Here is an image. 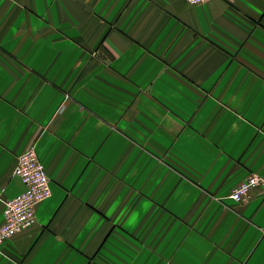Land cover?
I'll list each match as a JSON object with an SVG mask.
<instances>
[{"label": "crops", "instance_id": "obj_1", "mask_svg": "<svg viewBox=\"0 0 264 264\" xmlns=\"http://www.w3.org/2000/svg\"><path fill=\"white\" fill-rule=\"evenodd\" d=\"M34 143L0 264H264V0H0V225Z\"/></svg>", "mask_w": 264, "mask_h": 264}, {"label": "built area", "instance_id": "obj_2", "mask_svg": "<svg viewBox=\"0 0 264 264\" xmlns=\"http://www.w3.org/2000/svg\"><path fill=\"white\" fill-rule=\"evenodd\" d=\"M185 1L196 5L205 0ZM14 175L20 178L24 190L5 202L0 225V249L5 242L34 223L37 205L51 194L50 180L38 156L36 143L19 155ZM255 188L264 197V175L251 172L231 189L229 198L234 202L242 201Z\"/></svg>", "mask_w": 264, "mask_h": 264}]
</instances>
